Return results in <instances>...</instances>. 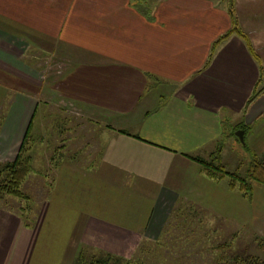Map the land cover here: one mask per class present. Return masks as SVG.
I'll list each match as a JSON object with an SVG mask.
<instances>
[{
  "label": "crops",
  "instance_id": "obj_1",
  "mask_svg": "<svg viewBox=\"0 0 264 264\" xmlns=\"http://www.w3.org/2000/svg\"><path fill=\"white\" fill-rule=\"evenodd\" d=\"M232 1L264 66V0ZM230 4L0 0V101L12 100L0 118V160L16 159L30 129V156L61 157L67 170L53 215L66 240L38 246L50 207L35 227L12 215L0 264H72L87 240L158 236L181 204L264 237V187L247 199L193 159L223 165L227 123L244 138L264 130V94L248 106L264 73L246 41L232 34L210 57L233 28Z\"/></svg>",
  "mask_w": 264,
  "mask_h": 264
},
{
  "label": "rangeland",
  "instance_id": "obj_2",
  "mask_svg": "<svg viewBox=\"0 0 264 264\" xmlns=\"http://www.w3.org/2000/svg\"><path fill=\"white\" fill-rule=\"evenodd\" d=\"M35 61L40 64L47 61L45 66L50 63L41 57ZM263 87L264 75L260 88ZM10 100L7 97L6 103L0 101L1 119L6 118L12 109ZM263 123L264 118L260 120L259 126ZM236 124L237 122L233 125L227 123L226 137L218 147L223 146L221 163L225 170L245 177L255 159L264 158V128L252 138L255 126L252 127L242 141L237 135L241 130H235ZM34 153L30 156L32 171L20 187L24 198L0 193V233L8 217L12 215L21 220L25 227H35L43 213V207H50L48 216L44 218L38 246L58 248L66 238L64 231L59 228L57 217L53 215L57 216L58 213L60 179L67 170L57 166L61 157L52 158L49 163L50 158L43 157L41 150H35ZM70 156L64 159H73ZM14 161L0 160V184L5 179V165ZM69 192L72 198L76 189L73 187ZM81 252L84 264L99 260L105 264H227L234 261V258L249 256H258L264 260V237L252 235L210 211L181 204L176 206L158 236H141L127 242L103 245L98 242L92 244L87 240L80 246L78 254Z\"/></svg>",
  "mask_w": 264,
  "mask_h": 264
},
{
  "label": "trees",
  "instance_id": "obj_3",
  "mask_svg": "<svg viewBox=\"0 0 264 264\" xmlns=\"http://www.w3.org/2000/svg\"><path fill=\"white\" fill-rule=\"evenodd\" d=\"M229 11L233 20V28L227 34L222 36L213 45V49L210 57L213 56L214 50L217 45H219L224 39L228 38L230 35L236 34L246 41L250 53L260 63V73L263 74L264 66H262L261 61L258 55L256 54L249 37L239 27L238 21L235 17L232 0ZM263 94H264V87L258 91H255L253 96L250 98L248 102V106L251 105L258 97H260ZM31 141L32 139L30 135V129H28L15 161L5 165L3 169V172L6 175H5V179L2 180L0 184V193L11 195L16 198H24V195L20 191V187L32 171V167H31L32 161L29 155L31 149L30 148ZM193 159L202 163L204 173L207 177L216 181L228 179L229 188L231 190H237L247 199H251L253 197V192L255 187L254 184L264 187V158L262 159L256 158L255 161L250 165L245 177H241L236 173H231L226 171L222 164L217 163L216 160H218L219 157L218 158L216 157L215 160L210 162L199 158H193ZM224 247L226 248V245ZM83 259L84 258H82V252H81L80 254H78L73 264H84ZM232 260L234 261H231L230 263L228 262L227 264H264V260L258 256L255 257L249 256L247 258H241V259L234 258ZM91 264H105V263H102V261L99 260Z\"/></svg>",
  "mask_w": 264,
  "mask_h": 264
},
{
  "label": "water",
  "instance_id": "obj_4",
  "mask_svg": "<svg viewBox=\"0 0 264 264\" xmlns=\"http://www.w3.org/2000/svg\"><path fill=\"white\" fill-rule=\"evenodd\" d=\"M237 135L239 136V138H240L242 141H244V132H243V131H239V132L237 133Z\"/></svg>",
  "mask_w": 264,
  "mask_h": 264
}]
</instances>
